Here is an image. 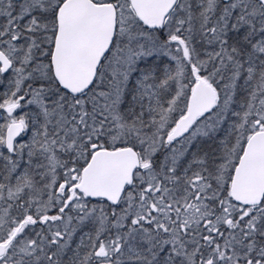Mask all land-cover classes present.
I'll list each match as a JSON object with an SVG mask.
<instances>
[{
	"label": "snow or ice",
	"instance_id": "1",
	"mask_svg": "<svg viewBox=\"0 0 264 264\" xmlns=\"http://www.w3.org/2000/svg\"><path fill=\"white\" fill-rule=\"evenodd\" d=\"M0 264H264V0H0Z\"/></svg>",
	"mask_w": 264,
	"mask_h": 264
}]
</instances>
